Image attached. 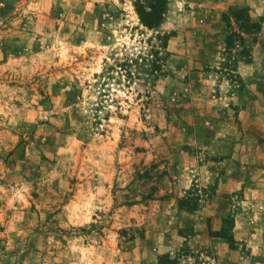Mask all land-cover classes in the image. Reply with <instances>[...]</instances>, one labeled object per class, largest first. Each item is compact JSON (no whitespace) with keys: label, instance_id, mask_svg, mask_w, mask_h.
Wrapping results in <instances>:
<instances>
[{"label":"rangeland","instance_id":"374dc122","mask_svg":"<svg viewBox=\"0 0 264 264\" xmlns=\"http://www.w3.org/2000/svg\"><path fill=\"white\" fill-rule=\"evenodd\" d=\"M253 1L167 0L150 30L132 0H0V264L261 262L232 233L264 182Z\"/></svg>","mask_w":264,"mask_h":264},{"label":"crops","instance_id":"0c3cea01","mask_svg":"<svg viewBox=\"0 0 264 264\" xmlns=\"http://www.w3.org/2000/svg\"><path fill=\"white\" fill-rule=\"evenodd\" d=\"M237 1L239 3L242 0H235L236 3H229L230 6L236 5ZM256 1V0H254ZM253 1V2H254ZM264 2V0H262ZM257 2V1H256ZM255 2V4H256ZM248 4V2H246ZM211 7L215 8L212 10H216L218 6L215 7L216 0H209L208 2ZM253 4L251 3V6ZM254 7V6H253ZM259 9V8H258ZM258 9H254V12L259 14ZM263 13V12H262ZM228 173V171H226ZM253 190L251 189L250 195L246 192L243 200L237 203L241 208H237L236 213L234 215V224L232 228L233 239L238 242L241 241L242 247H248V251L251 255L258 256L261 258V262L257 264H264V182L257 183L253 185ZM249 190V189H248ZM212 204L205 210L203 218L207 219L211 225L215 224L217 220V215L212 210ZM220 227V226H219ZM206 228V225H205ZM218 228L216 225L214 227H210L203 232L204 237L208 236L209 231H217ZM221 239L215 237L211 238L212 242L214 243L213 253H217L219 255L218 261L222 262L226 255H234V251L229 247L227 240L225 241L224 238L220 237ZM220 240V241H218ZM220 242L219 252H214L216 245ZM240 247V246H239ZM234 252V253H233ZM237 254V252H236ZM147 256H151L147 254ZM155 258L152 256L146 259L147 264H155ZM229 258L225 259V264H236L237 259H233L230 263L228 262Z\"/></svg>","mask_w":264,"mask_h":264},{"label":"trees","instance_id":"16d2710c","mask_svg":"<svg viewBox=\"0 0 264 264\" xmlns=\"http://www.w3.org/2000/svg\"><path fill=\"white\" fill-rule=\"evenodd\" d=\"M134 10L139 22L147 29H156L162 23L167 9V0H132ZM226 44H230L229 36L226 37ZM230 242V238H227Z\"/></svg>","mask_w":264,"mask_h":264}]
</instances>
